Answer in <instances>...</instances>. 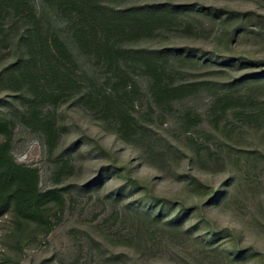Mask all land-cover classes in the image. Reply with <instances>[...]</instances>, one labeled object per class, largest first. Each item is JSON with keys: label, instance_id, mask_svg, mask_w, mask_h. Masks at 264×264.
Returning a JSON list of instances; mask_svg holds the SVG:
<instances>
[{"label": "trees", "instance_id": "16d2710c", "mask_svg": "<svg viewBox=\"0 0 264 264\" xmlns=\"http://www.w3.org/2000/svg\"><path fill=\"white\" fill-rule=\"evenodd\" d=\"M211 1L253 8L188 0H0V264H23L64 208L66 187L42 188L40 170L13 155L15 130L29 129L54 160L53 186L63 183L71 154H82L79 143L61 145L69 125L66 112L53 110L62 106L141 154L146 167L187 159L205 173L229 174L218 188L184 176L185 194L176 200L157 195L97 144L113 159L106 174L139 192L146 205H126L138 225L131 247L144 253L173 239L205 255L208 263L201 264H264L239 232L205 217L235 198L236 170L264 186V0ZM241 36L262 41L260 54L239 52ZM191 39L206 42L178 43ZM102 178L89 189L102 187ZM196 218L200 228L186 227Z\"/></svg>", "mask_w": 264, "mask_h": 264}, {"label": "rangeland", "instance_id": "374dc122", "mask_svg": "<svg viewBox=\"0 0 264 264\" xmlns=\"http://www.w3.org/2000/svg\"><path fill=\"white\" fill-rule=\"evenodd\" d=\"M188 1H205L207 5L214 6L227 4L241 10L253 8L244 2ZM260 10L264 12V2ZM204 42L206 41L201 39H191L178 43L182 46H202ZM261 45L263 43L259 39L241 36L235 46L241 53L254 51L260 54ZM53 111L58 114L66 112L70 133L63 137L61 145L70 147L73 143H79L82 155L71 154L72 167L62 173L63 183L53 186L56 179L54 160L48 159L39 136L22 126L15 130L13 155L17 162L40 170L42 188L66 187L63 192L65 205L54 229L38 247L24 253L23 264L208 263V258L191 244L183 245L173 239H168L159 248L155 247L150 251L145 249L144 253L129 245L130 242L136 244L138 225L133 215L127 212L126 205L132 203L141 208H146V205L141 204L142 195L139 192L123 189L125 185L122 180L111 173L106 174L105 167L114 164L113 159L100 152L97 144L110 151L118 159V164L132 166L135 177L151 185L157 195L176 200L185 194L184 176H196L218 188L228 179V173H205L188 163L187 159L165 164L160 170L146 167L142 163L141 154L115 136L104 134L87 121L81 112H68L66 106ZM169 127H172V123ZM56 156L61 154L56 153ZM236 175L239 181L233 193L235 198L225 203L222 208L207 210L205 217L216 226L235 229L242 238V244L253 246L264 258V186L239 170H236ZM100 176L103 177V186L90 190L91 184ZM119 189L124 193L120 199H115ZM199 220L187 219L186 227L200 228L197 227Z\"/></svg>", "mask_w": 264, "mask_h": 264}]
</instances>
